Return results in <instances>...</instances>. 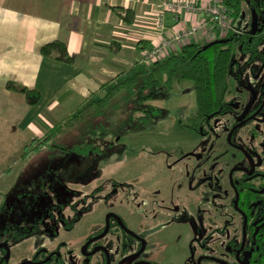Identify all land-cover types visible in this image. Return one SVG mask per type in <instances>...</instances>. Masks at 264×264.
Wrapping results in <instances>:
<instances>
[{
    "label": "rangeland",
    "instance_id": "374dc122",
    "mask_svg": "<svg viewBox=\"0 0 264 264\" xmlns=\"http://www.w3.org/2000/svg\"><path fill=\"white\" fill-rule=\"evenodd\" d=\"M160 1L178 5V0ZM183 1L187 4L189 0ZM208 1L201 0L200 7ZM168 15L172 16L176 27L184 17L185 20L190 19L186 9L179 15L174 10L167 11L164 21ZM230 16L232 31L227 30L224 38L227 32L238 36L252 30L253 13L247 4L235 20L231 12ZM164 21L156 22L160 41L154 43L149 51L168 45L170 41L173 46L176 44L177 34L174 33L178 30L175 28L165 36L162 34L166 28ZM230 34L219 40L229 39ZM247 59L237 48L235 60L241 68L249 66H245ZM239 66L229 75L228 99L238 103L237 111L240 113L213 122L214 133L206 138L181 128V123L185 124L188 117L197 111L194 84L183 81L177 83L171 92L156 91L158 98L150 103L151 109H147L151 113L147 123L141 120V113L133 114L130 109L132 101L118 95L102 109L101 118L94 121L88 118L60 137L56 149L45 150L26 160L0 158V206L3 207L0 226L10 224L22 228L27 224H38V221L42 223L39 233L8 245L9 264L31 260L40 248L48 253L61 249L68 264H84L81 255L84 242L89 235L105 227L109 214L119 215L129 229L146 238L149 248L144 255L145 260L153 259L161 264H192L189 245L195 238L190 233L199 206L201 227L208 224L205 232L200 227V254L227 257L223 255L226 242L230 239L240 242L242 238V220L230 206L233 193L227 175L230 169L248 167L242 153L228 143L229 133L251 97L250 92L242 89L236 81V74L241 70ZM256 67L260 69V62ZM245 77L251 81L250 85L258 89L264 87V80L252 78L249 70ZM103 95L99 93L97 98ZM2 120L5 117L0 115V140L15 138L9 136L13 128L8 126L7 118L3 125ZM251 129L252 125L240 130L236 139L239 146L246 144ZM25 139L27 146L30 140ZM210 142L213 145L212 157L205 162L201 158V164L208 173L214 172L216 183L212 182L213 188L208 190V183L204 182L203 188L189 192V200L197 206L184 203L186 215L180 220L167 222L161 215H158V220L153 219L154 206L148 203L149 194L152 192L157 201L166 195L179 196L180 179L185 172L179 155L185 153L198 158V152H206ZM10 153L20 154L17 147ZM157 207L160 208V204ZM73 218H76L75 224L68 227L66 224ZM60 220H65V224ZM224 223L229 235L220 232ZM123 241L122 233L116 228L103 242L110 245L116 264L123 259ZM101 262L102 256L97 254L89 263Z\"/></svg>",
    "mask_w": 264,
    "mask_h": 264
},
{
    "label": "crops",
    "instance_id": "0c3cea01",
    "mask_svg": "<svg viewBox=\"0 0 264 264\" xmlns=\"http://www.w3.org/2000/svg\"><path fill=\"white\" fill-rule=\"evenodd\" d=\"M159 2L0 0V115L5 117L2 125L7 118L13 128L9 136H15L1 139L6 142L0 144V158L19 159L26 147L25 138H42L93 99L94 93H102L101 85L146 67L142 63L145 54L160 41L156 31ZM114 8L133 11L134 23L124 24L113 13ZM173 20L171 15L166 17L165 36L179 30L177 27L198 25L184 17L176 27ZM203 38L200 33L190 42L176 45L169 56L182 53L187 44H207ZM53 41L66 45L77 59L75 65L41 55V48ZM8 82L38 91L40 102L28 105L23 95L7 90ZM15 147L20 154L10 153Z\"/></svg>",
    "mask_w": 264,
    "mask_h": 264
},
{
    "label": "trees",
    "instance_id": "16d2710c",
    "mask_svg": "<svg viewBox=\"0 0 264 264\" xmlns=\"http://www.w3.org/2000/svg\"><path fill=\"white\" fill-rule=\"evenodd\" d=\"M224 3L234 20L243 11L244 4H247L258 15L260 29L254 34L252 32L238 36L230 34V38L223 44L217 41L205 45L187 44L180 54L156 61L120 80L118 77L104 83L100 87V92L104 93L102 97L94 99L99 94L94 93L93 99L86 101L74 114L50 129L42 138L32 139L18 160H26L45 150L56 149V143L60 137L75 126L84 123L88 118L93 121L101 118L102 109L118 95L132 101L133 105L130 109L133 114L141 113V120L147 123L151 118V113L147 109H151L150 103L158 98L156 91L163 89L171 92L177 83L183 81L194 84L197 111L188 117L186 124L181 123V127L197 134H207L212 120L230 113L235 108V105L228 100L230 93L228 79L238 65L235 60L236 49L240 50L242 56H250L253 60L264 58V22H262L264 0H224ZM112 11L126 25H132L135 21V14L131 10L114 8ZM41 55L68 66L75 65L77 60L60 41L44 45L41 48ZM6 88L10 92L23 95L30 106H36L41 100V94L38 91L26 86L8 82ZM255 202L258 203L253 197L241 196L240 208L244 207L249 219L260 214V211L264 209V203L259 202L255 208L253 205ZM2 211L3 207L0 206V224ZM75 221L76 218H73L66 225L71 227ZM37 223L24 225L22 228L10 224H6L5 227L0 226V246L8 247L10 243L21 242L39 233L42 223L41 221ZM125 237L128 238L127 235ZM7 252L5 247L0 248V264H9L6 260ZM39 254H42L41 251L37 253V256ZM51 264L64 263L57 260ZM250 264H264V227L256 237V251Z\"/></svg>",
    "mask_w": 264,
    "mask_h": 264
},
{
    "label": "flooded vegetation",
    "instance_id": "af4514ba",
    "mask_svg": "<svg viewBox=\"0 0 264 264\" xmlns=\"http://www.w3.org/2000/svg\"><path fill=\"white\" fill-rule=\"evenodd\" d=\"M252 13L254 12L252 11ZM262 22H264V20ZM259 29H260V21H259ZM252 30L250 32H252ZM243 57H248L247 59L248 63H246L245 66L247 65L249 66L241 68L239 66V63L237 62L241 70L240 71L236 70V72L238 71L236 74V81L239 83L242 89L248 90L250 92L251 97L247 102L245 108H243L242 113L239 115L236 124L232 127L231 132L238 125L240 124H244V125L238 128L234 132L231 138V142H229V136L231 132L229 133L228 143L232 148L242 153L246 163L248 164V167L245 168L243 166H238L234 169H230L227 175L228 184L230 186L231 192L233 193V197L230 199V206L232 207L234 213L238 215L242 220V238L240 242H233L232 239L226 242L225 254H223L224 256H227L225 258H218L208 254L201 255L200 254L201 253L200 246L202 243L200 240L201 208L199 206L198 213L197 215H195V219H193L192 221V232L190 233L192 237L195 238L193 239L192 244L189 245L190 258L193 261L192 264H199V261L201 259L202 260L200 264H207V263L243 264V262H245L246 259H248L250 264V260L256 251V237L260 233L261 229L264 227V209L260 211V214H257L256 216H253L252 218L249 219L247 213L244 211V207L240 208L241 196L243 197L250 196L253 197L254 200L257 199L258 203L256 202L253 203L255 208H257L259 202H261V204L264 203V87L258 89L256 86L252 84L250 85L251 81L245 77L247 70H249L250 74L252 75V78L254 79L256 78L257 80L259 79L264 80V69H263L264 58L259 60L258 59L253 60L252 58H250V56H243ZM257 62H260L261 65L260 69L256 67ZM245 80H247L246 83L244 82ZM228 100H230L232 104L235 105V108L230 113L221 117H217L216 119L212 120L210 123V127L208 128L207 134L201 135L191 130L190 131L202 138H206L210 134L214 133L213 122H216L219 118L230 115L233 116L237 113H240L237 111L239 106L238 103L232 99H228ZM245 114H246L245 118L241 120V118ZM250 125H252V129L248 133L249 135L246 144L239 146L236 142V139L240 130ZM258 138L259 141L256 142ZM211 146L213 145H211L210 142L206 152H198L197 155L198 158L192 157L193 155L191 154L186 155L185 153L179 155L180 160L183 162L181 165L185 169V172L180 179V195L177 197H170L169 195H166L164 198L157 201L152 197V192H151L149 194L148 203L154 206L153 219L158 220L159 219L158 215H161L163 216L164 221L167 220V222L168 221L174 222L175 220L177 221L180 220L182 217H184V215H186V211L183 212L184 203H188L190 205L191 204L196 205L194 201L191 202L189 200L190 197L189 192L194 193L196 190L203 188L205 183H208V190L213 188L212 182L215 181L214 183H216V177L214 175V172L208 173L206 168L201 164V158H203L205 162L209 160L210 157H212ZM167 158H169V155L167 156ZM133 189H134L133 193H135L134 192L135 188ZM159 204H160V208L157 207V205ZM117 216L120 217L119 215ZM120 219L122 220L121 217ZM188 220L190 221L189 218ZM60 222L65 224L64 223L65 220H62ZM122 222L124 223L123 220ZM106 223L107 221L105 222V227H106ZM124 225L127 227L125 223ZM207 225L208 224L203 225V227L206 228L201 227L203 229V232L207 231ZM105 227L100 231H97L96 233L89 235L86 238L84 245L81 249V255L84 257L85 260L84 264H90L89 263L90 260L97 254H101L102 256L101 264H108V258L105 252L102 250L97 254H95L94 256L87 257L85 255V253L87 254L92 253L96 248H106L110 254L111 264H116L114 263V258L110 253V249H109L111 248L110 245L103 244V242L107 239V237L111 234V232H113L114 229L116 228L120 230L124 238V241L122 242L123 259L120 263L117 264H161L160 262L153 259H149V260L144 259V255L146 254L149 248V243L147 242L145 237L141 236L137 232H134L128 227L127 228L132 232V234H127L126 231L119 226L116 219L111 218L110 229L108 234L105 237L100 238L104 233ZM44 232L47 233L46 231ZM220 232L222 234L224 232L225 235H229L226 230L225 223ZM125 235H127L128 238H126ZM90 241H94V242L90 244L87 247L86 252L83 253V248ZM1 247L2 248L5 247L8 250L7 246L1 245L0 248ZM203 247H205V245ZM39 251H41L42 254H39L37 256V253ZM204 252L206 253L205 250L203 251V253ZM8 253H10L9 250L6 254V260L9 262L10 254L8 257L7 256ZM205 257L214 258L217 259L218 261L206 259ZM57 260H61L64 264H68L64 260V256L61 252V249H56L53 252L48 253L47 250L40 248L36 251L33 258L29 261L33 262L34 264H49V263L51 264Z\"/></svg>",
    "mask_w": 264,
    "mask_h": 264
},
{
    "label": "built area",
    "instance_id": "2783aa9c",
    "mask_svg": "<svg viewBox=\"0 0 264 264\" xmlns=\"http://www.w3.org/2000/svg\"><path fill=\"white\" fill-rule=\"evenodd\" d=\"M201 0H189L187 4L190 3L189 6L184 3L183 0H178V5L173 3H166V1H160L158 4V21H164L165 14L167 11L174 10L179 15L184 9L188 11V17L198 20V25L191 26L190 28L183 25L176 31L174 34H177L176 44L173 46V42L170 41L168 45L154 47L152 51H149L142 63L145 65H150L160 58H167L171 51L176 45H180L190 42L193 38L196 37L197 34L204 33L208 42H212L219 39H225L228 34L231 33L232 28L231 25V16L229 9L223 3V0H209L207 3H203V7H200ZM165 13V14H164ZM186 17V18H188ZM179 19V17H178ZM230 29V30H229ZM227 36L224 38L223 34L226 32ZM206 33V34H205ZM172 38V37H171ZM170 38V39H171ZM173 51V50H172ZM164 52L166 54H164ZM169 52V53H168ZM158 59V60H157Z\"/></svg>",
    "mask_w": 264,
    "mask_h": 264
},
{
    "label": "water",
    "instance_id": "95a60500",
    "mask_svg": "<svg viewBox=\"0 0 264 264\" xmlns=\"http://www.w3.org/2000/svg\"><path fill=\"white\" fill-rule=\"evenodd\" d=\"M258 29H259V18H258V15H257L256 13H253V30H252V33L254 34L256 31H258ZM226 42H227V40H218V41H217V43H221V44L226 43ZM245 116H246V114L241 118V120H243V119L245 118ZM243 125H244V124H240V125H238L237 127H235V128L233 129V131L231 132V134H230V136H229V142H231V138H232L234 132H235L238 128L242 127ZM238 198H239V197H238ZM236 206H237V203H236ZM111 218H115L116 221H117V223L119 224V226H120L122 229H124V230L126 231L127 234H132V232H131V231H130V230L124 225V223L122 222V220L120 219V217H118L117 215H114V214H109V215L107 216V218H106L107 223H106V227H105L104 233L102 234V236H101L100 238H103V237H105V236L108 234L109 229H110V219H111ZM245 226H246V224H245ZM94 241H96V240H94ZM94 241H90V242H89V243L83 248V253L86 252L87 247H88L90 244H92ZM101 250L105 252V254H106L107 258H108V264H111L110 254H109V252L107 251L106 248H96L92 253H89V254L85 253V255H86L87 257L94 256L95 254H97V253L100 252ZM142 251H143V250H142ZM250 255H251V254H250ZM7 256L9 257V253H8ZM205 258H206V259H211V260H214V261H218L217 259H214V258H207V257H205ZM127 260H128V259H127ZM201 260H202V259H201ZM201 260L199 261V264H200ZM125 261H126V260H125ZM21 264H34V263L31 262V261H26V262H23V263H21ZM243 264H249L248 259H246L245 262H243Z\"/></svg>",
    "mask_w": 264,
    "mask_h": 264
}]
</instances>
